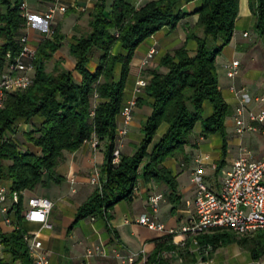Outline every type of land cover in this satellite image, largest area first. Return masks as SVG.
Instances as JSON below:
<instances>
[{
  "label": "trees",
  "instance_id": "trees-1",
  "mask_svg": "<svg viewBox=\"0 0 264 264\" xmlns=\"http://www.w3.org/2000/svg\"><path fill=\"white\" fill-rule=\"evenodd\" d=\"M23 1L3 0L1 3L6 6L4 12L0 11L1 54L6 50L16 53L20 49L17 38L26 24L20 9ZM179 1L144 0L134 7L126 0H96L89 15V33L73 35L68 45L69 54L75 60L72 71L59 63L55 64L54 72L45 70V62L53 58L65 38L58 26L52 29L50 38L44 37L38 42L32 85L24 91L7 94L0 109V182L10 181V191L20 194L10 216L14 228L0 233L3 244L0 264H31L23 241V192L44 187L49 181L62 183L64 177L56 173L57 165L66 153L78 150L92 135L98 141H106L99 168L101 187H95L80 204L70 228L87 217L109 219L107 211L131 198L139 178L164 183L170 191L169 202L178 203L176 175L164 162L177 156L183 163L188 161L186 146L195 144L191 143L189 135L197 122L202 138L216 133L222 136L216 170L225 164V119L230 109L219 88L216 58L233 34L238 0H199L190 13L197 14V20L185 30V43L189 39L195 41L194 54H189L184 43L160 57L158 68L150 72L143 96L140 93L137 97V105L147 103L151 109L141 124L139 145L132 155L120 154L119 162L112 163L117 118L125 101L133 54L145 39L164 27L174 28L187 16L180 10ZM248 6L255 17V31L264 33V0H248ZM93 59L96 63L91 69L89 64ZM160 67L164 70L160 71ZM74 71L80 75L79 81H75ZM94 92L97 98L92 107L90 98ZM206 102L210 104V113L203 115ZM34 118L40 122L31 125L23 135L39 148L38 153L22 149L13 139L16 125L21 121L31 123ZM161 124H165V130L152 144ZM222 236L230 237L226 233H213L201 235L199 239L214 250L223 244ZM238 241L247 244L249 264L264 257V229L240 236ZM176 246L171 236L158 239L145 264H169L159 254L171 252ZM179 252L183 257L189 255L187 246Z\"/></svg>",
  "mask_w": 264,
  "mask_h": 264
},
{
  "label": "crops",
  "instance_id": "crops-1",
  "mask_svg": "<svg viewBox=\"0 0 264 264\" xmlns=\"http://www.w3.org/2000/svg\"><path fill=\"white\" fill-rule=\"evenodd\" d=\"M2 1L0 0V11L4 12L6 6L1 4ZM95 1L24 0V6L30 15V24L25 25L18 36L26 34L29 44L36 48L38 42L44 37L50 38V31L55 26H58L60 33L65 36L63 40V43H65L71 36L77 35V28L81 26L80 24L85 19L89 18ZM126 1L137 7L144 0ZM198 4L199 0H180V10L187 16L181 19L174 28L164 27L139 44L130 63L125 100L130 97L129 94L138 77L148 76L152 70L158 68V62L162 55L171 53L185 43L186 27L194 25L197 20V14L190 13L194 11ZM54 5H64L67 9L64 13H56L50 21L44 20V13ZM254 24L255 17L251 14L248 0H238V13L234 21L233 34L229 43L216 58L219 88L230 109V113L225 119L226 148H232L235 151L230 164L225 168L222 166L219 170H216V161L220 158L218 151L223 143V138L220 134L216 133L206 138L199 136L198 139H191V143L195 144L191 148H186V153L188 154L186 163L176 158H171L164 162L165 166L176 175L177 190L180 195L178 203L169 202L168 194L170 191L164 183L153 180L145 181L141 178L138 182V188L133 192L131 198L118 202L107 211L109 219L97 216L93 219L87 217L70 228L78 207L91 195L95 188L90 185V177L93 170L101 166L104 158L105 147L104 144L102 145L103 142L101 140L96 148H92L89 143L82 144L78 150L66 153L64 159L57 165L55 171L58 175L64 177L62 183L55 184L49 181L44 186L45 189H38L39 187H37L33 191L26 190L23 192L24 197L37 195L36 193L46 196L53 202V208L57 207V212L54 211L52 214L51 210L49 214L48 219L52 224L51 228L41 227L39 224L27 221L22 224L25 231L28 229V232H37L43 242V248L49 258V264H118L115 252L136 253L140 250L145 252V257L147 258L154 250L158 239L164 236H171L168 234L170 229H179L192 216L194 212L192 201L195 185L191 181V172L199 155H207V160L204 162V178L209 188L214 191L218 190L222 173L230 167L232 161L238 156L241 147L249 148L259 157L264 155L262 152L263 135L251 132H244L242 135L235 134L233 115L237 101L230 90L231 86L236 89L245 88L250 98L249 108L254 111L260 108L264 109V102L257 103L253 100L255 97H264V33L261 34L255 31ZM245 32L247 35L243 36ZM2 43L3 39L0 37V46ZM185 44L189 54H194L196 47L194 40L189 39ZM153 46L156 53L146 65L141 66L146 53ZM231 60L239 61V73L232 79L226 77L223 70V64ZM159 70L163 71L164 68L160 67ZM150 112V107L143 106V104L135 108L132 120L128 125V132L122 138L120 154L132 155L134 153L135 148L128 147L127 135L130 132L141 129V119H145ZM136 114L141 115L140 120L135 118ZM227 118L231 121L230 132L227 127ZM39 122L40 119L34 118L31 123L26 124L21 121L16 127L17 130L24 133L27 132L28 127L37 125ZM119 123L120 119L117 118V124ZM216 135L220 137L221 144L217 147V152L212 154L210 149H214L212 143L216 140L213 139ZM208 145H210L209 148L207 147ZM125 146L126 149L124 151ZM23 149L35 153L39 151V148L30 142H27ZM212 165L215 168H212ZM0 185L6 189L7 193L10 192V181L3 180ZM153 193H161L163 195L157 210L158 220L165 225L163 231L150 230L137 223L140 215L151 213L147 199ZM5 204L9 206V197H7ZM13 228V223L9 226L4 224L0 213V233L10 232ZM179 239L180 236H176L175 242ZM175 242L172 241L174 245ZM94 245H101L105 254L86 257V249ZM218 247L213 250L208 260L207 258H201L189 249V255L183 257L179 251L184 247L177 245L165 259H167L169 264H249L251 262L250 258L245 260H238L237 257L225 258L218 253ZM191 258L194 259L192 262L189 261ZM262 259L263 257L259 258L255 264H264ZM15 264H19V262H15Z\"/></svg>",
  "mask_w": 264,
  "mask_h": 264
},
{
  "label": "built area",
  "instance_id": "built-area-1",
  "mask_svg": "<svg viewBox=\"0 0 264 264\" xmlns=\"http://www.w3.org/2000/svg\"><path fill=\"white\" fill-rule=\"evenodd\" d=\"M21 15L26 19V24H30V15L26 11L24 3L20 6ZM67 7L64 5L51 6L44 13L43 18L50 21L56 13H64ZM52 30L50 31V33ZM247 33H243L246 36ZM20 46L18 52L6 50L0 53V109L3 107L5 96L9 93L24 91L33 83L35 68L33 64L35 56V47L29 44L28 36L22 34L17 38ZM156 50L151 47L141 62V66L148 63L153 58ZM225 76L234 78L239 73V61L231 60L223 64ZM148 81L142 77L136 79L131 95L126 99L119 111L121 126L117 128L116 146L112 154V163L117 164L120 159V145L122 138L128 132L133 111L137 107V97L143 91ZM236 98V107L233 115L234 132L242 135L244 132L259 133L264 136V109L260 108L254 111L249 108L250 98L245 88L236 89L230 87ZM94 99L97 94L94 93ZM257 103L264 102V97H255ZM98 139L93 136L89 143L92 148L98 146ZM264 154V144L262 145ZM207 155H199L196 159V165L191 172V181L195 185L193 197L194 212L192 216L179 227V229H170L168 234L180 239L175 245L187 248L208 260L213 252L211 245L202 242L199 236L220 229H228L237 236H246L253 234L257 230L264 229V155L259 157L247 147H241L238 156L232 161L230 167L222 173L219 181L218 190L214 191L205 182L204 162ZM212 168H215L212 165ZM90 183L95 187H101L99 179V170L94 169ZM137 183L133 192L137 190ZM19 193L10 191L0 185V213L5 225H12V208L19 200ZM7 197L10 198V204L7 206ZM161 193H153L148 196L147 202L151 213H144L137 219V223L150 230L163 231L165 225L158 220L157 210L159 202L162 200ZM24 221L39 224L41 227L51 228L49 214L53 207V202L43 195H31L24 197ZM94 217H91L93 219ZM23 241L27 250L31 264H49V258L43 248V242L37 232L25 231ZM3 244L0 242V257L2 256ZM104 248L101 245L88 247L85 252L86 257L95 255H104ZM169 254L163 251L159 257L165 258ZM118 264H145V252L140 250L133 253L115 252ZM90 264V263H86Z\"/></svg>",
  "mask_w": 264,
  "mask_h": 264
},
{
  "label": "rangeland",
  "instance_id": "rangeland-1",
  "mask_svg": "<svg viewBox=\"0 0 264 264\" xmlns=\"http://www.w3.org/2000/svg\"><path fill=\"white\" fill-rule=\"evenodd\" d=\"M88 21H89V18L88 19H85L84 22H82V24H80L81 26L79 28H77V35L75 36H81V35H87L90 31V26L88 24ZM193 26V25H192ZM192 26H189V27H192ZM197 34L201 35V32L200 31H197ZM51 35V33H50ZM72 37V36H71ZM71 37L70 39H68L67 41H65V43H63L62 41V46L59 48V50H57L54 55H53V58L47 62H45L46 66H45V70L46 72H54V67H55V64L56 63H59L61 65V67H64L68 70H73V67H74V63H75V60L73 58V56H71L69 54V51H68V45L69 43L71 42ZM41 39V38H40ZM195 42V41H194ZM196 45V44H195ZM117 50V48H116ZM96 63V59H93L91 61V63L89 64V68H93L94 64ZM163 68V67H162ZM73 75H74V79L75 81H79L80 80V75L77 73V72H73ZM129 77V75H128ZM139 78V77H138ZM142 78L146 79L147 81L150 79V73L148 76H143ZM128 79V78H127ZM136 81V80H135ZM127 83V82H126ZM135 83V82H134ZM134 85V84H133ZM133 88V87H132ZM132 91V90H131ZM95 93V92H94ZM125 94H126V88H125ZM142 94V92H141ZM94 95V94H93ZM131 95V93L129 94ZM143 96V94H142ZM90 101H91V105L92 107L94 106V96H91L90 98ZM138 106V105H137ZM143 106H148L147 103H144ZM210 113V104L209 102H206L205 103V110H204V113L203 115H206V114H209ZM141 115L139 114H136L135 115V118L137 120H140V117ZM119 119V117H118ZM142 120V123L144 122V119H141ZM23 124V123H22ZM231 121L229 120V118H227V127H228V131L230 132V127H231ZM17 126V125H16ZM121 126V123L118 124V127ZM31 126L28 127V130H30ZM27 130V131H28ZM165 130V124H161V126L159 127V129L157 130V132L155 133L154 137H153V140H152V144L154 142H156L159 138V136L162 134V132ZM199 132H200V123L197 122L193 128V130L191 131L190 135H189V138L190 139H198L199 138ZM94 135H92L90 138H88L87 140H85L83 142V144L85 143H89V140L93 137ZM128 147L131 146L132 148H135V150L137 149L138 145H139V142L142 138V132H141V129H137L136 131H133V132H130L128 135ZM13 139L16 143L19 144V146L23 149L25 148V145L28 141H26L24 135H23V132L17 130V127H16V130H15V133L13 134ZM213 139H216L212 144V146H214V149H210L211 150V153H215L217 152L216 149L217 147L221 144V139L219 136H214ZM103 143L102 145L104 144V147L106 146V141L105 140H101ZM211 141V142H212ZM90 144V143H89ZM91 146V145H90ZM97 147V146H96ZM191 148L190 145H187L186 148ZM208 148L210 147V145L207 146ZM126 149V146L124 147V151ZM219 150V149H218ZM105 151V149H104ZM220 151V150H219ZM218 151V152H219ZM135 152V151H134ZM235 154V151L232 150V148H226V153L224 155V162L225 164L223 165V168H225L228 164H230L233 156ZM176 159H178L179 161L182 162V160H180V157L177 156V157H174ZM171 159V158H170ZM168 160V159H167ZM143 164H141L140 167H142ZM100 168V167H99ZM99 168H97V170H99ZM94 171V170H93ZM93 173V172H92ZM219 173H221V171H219ZM218 173V174H219ZM141 179V178H139ZM139 179L137 181V184L139 182ZM92 185V184H90ZM93 187H95L94 185H92ZM137 188H138V185H137ZM38 189H45L44 188H38ZM37 195H39L38 193H36ZM57 207H52V214L53 212H57ZM28 231V229L26 230ZM213 233H226L228 234L230 237H225V236H222L221 239L223 240V244H221L219 247H218V253L220 255H223L225 258H233V257H237L238 260H245V259H249L250 258V254H249V250L247 249V244L246 245H243L241 244L239 241H238V238H240L239 236L235 235L234 232H232L231 230H228V229H220V230H216V231H213V232H208L207 234H213ZM251 237V236H249ZM2 255H3V251H2ZM234 261V260H233ZM262 261H264V257L262 259Z\"/></svg>",
  "mask_w": 264,
  "mask_h": 264
}]
</instances>
